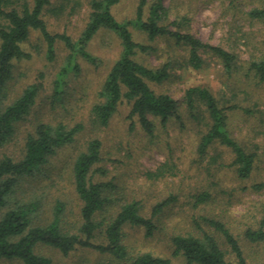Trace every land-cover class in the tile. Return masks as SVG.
Masks as SVG:
<instances>
[{"label": "rangeland", "instance_id": "374dc122", "mask_svg": "<svg viewBox=\"0 0 264 264\" xmlns=\"http://www.w3.org/2000/svg\"><path fill=\"white\" fill-rule=\"evenodd\" d=\"M90 0H52L44 19L53 34L67 33L79 38L89 16ZM160 1L169 11L165 23L173 29L190 32L206 43L219 45L238 56V67L227 72L220 60L203 51L205 64L195 68L189 63L190 48L168 35L150 39L134 22L129 25L137 42L149 45L136 59L150 67L169 63V76L160 83L150 82L157 93H166L180 103L178 114L165 123L155 117L153 135L147 133L137 118H130L131 105L124 100L108 125L95 121L92 108L98 102V92L106 76L120 56L122 43L112 30L102 27L86 49L100 59L94 64L78 55V70L69 72L62 92L55 93V80L67 62L69 49L57 39L55 57L48 58L47 42L39 31H32L24 47L31 57L15 61L13 78L8 83L9 100H14L26 86L41 85L36 103L28 117L18 122L14 140L6 148L12 156L21 155L25 140L39 122L67 127L82 125L73 142L65 144L51 155L46 164L32 175L24 176L11 197L15 201L38 198L41 207L36 221L48 223L53 218L57 202L64 203L62 226L65 231L78 233L82 223L80 199L73 180V162L90 140L102 142L101 161L92 171L94 181L111 182L113 204L97 214L113 217L121 206L139 200L142 211L149 216L156 203L168 197L174 201L155 218L157 229L146 236L145 229L126 224L123 241L129 250L152 252L169 257L172 264H187L182 255H174L171 237L178 233H198L194 220L206 215L223 220L238 238L250 264H264V243H252L245 238L247 228L264 226V188L255 183L264 181V81L248 70L249 61L264 58V20L252 17L254 8H264V0H147L150 6ZM141 0H120L113 13L120 21H132ZM208 87L221 105L237 104L248 108L229 111L228 128L232 136L258 156L252 174L238 176L233 166L232 152L213 145L206 155L198 152L206 125L197 123L187 110L184 99L190 87ZM220 154L218 162L213 156ZM208 192V202L198 203L197 196ZM222 247L228 246L219 237ZM103 238L98 235L96 242ZM38 251L50 256L52 264H120L108 253L92 247L78 246L69 255L42 245ZM228 252V257L233 259ZM0 264H23L18 259L0 257Z\"/></svg>", "mask_w": 264, "mask_h": 264}, {"label": "trees", "instance_id": "16d2710c", "mask_svg": "<svg viewBox=\"0 0 264 264\" xmlns=\"http://www.w3.org/2000/svg\"><path fill=\"white\" fill-rule=\"evenodd\" d=\"M119 1L90 0L85 28L79 38L73 39L67 33L53 34L50 31L44 12L51 6L52 0H0V257L18 259L23 264H52L50 256L38 251L39 246H51L65 256L83 246L108 253L120 264H172L171 258L149 251L133 254L123 241V227L126 224L143 227L146 236L154 235L158 228L155 218L174 201V197L156 203L149 216L143 213L139 200H132L124 203L113 217L97 219V214L114 202L109 193L113 184L92 179V171L97 169L95 166L102 159V142L98 138L90 140L73 162L75 189L82 200V223L78 233L63 229L64 203L61 201L54 207L52 220L45 224L36 221L41 207L38 198L15 201L14 205H10L20 180L37 173L57 149L73 142L82 129L80 124L67 127L62 123L39 122L27 135L20 156L6 152L15 138L18 122L31 113L41 89L39 83L29 84L14 100H9L8 83L13 78L15 61L31 57L24 43L32 31H39L47 42L50 60L55 57L57 39L64 41L69 49L67 62L55 80L56 94L62 92L69 72L78 70L75 62L78 55L97 65L101 62L86 49L97 31L102 27L114 31L121 39L122 51L98 92V102L92 108L95 121L102 126L108 125L120 103L126 100L131 105L129 117L137 118L150 135L154 133V118L161 117L165 123L178 114L180 103L169 94L157 93L150 86V82L160 83L169 76V63L154 68L136 59L138 53L148 51L150 46L134 39L129 28L131 22L147 33L150 39L168 35L177 43L188 46L189 63L195 68L204 66L206 61L202 52L209 51L220 60L227 72L237 69L238 56L235 53L206 43L190 32L170 28L165 23L169 11L160 1L153 3L148 15H145L147 0H141L132 21H120L114 15L113 7ZM249 14L264 20V8L251 9ZM248 70L264 81V58L249 61ZM184 104L197 123L206 125L197 146L198 152L206 155L213 145H221L233 154L231 163L224 166H233L241 178L249 177L255 168L258 153L247 149L232 136L228 119L231 110L242 109L246 113H251V110L237 104L221 105L210 88L201 86L190 87L186 91ZM220 157L216 154L212 159L218 162ZM253 188L263 189L264 181L255 183ZM210 198L208 192H203L197 196V201L205 203ZM194 224L198 233H178L171 237L174 255H182L187 264H250L238 238L223 220L201 215L194 220ZM98 235L103 238L101 242L95 241ZM244 235L252 243H264V226L249 227ZM219 237L229 251L222 247ZM228 252L233 254V259L228 257Z\"/></svg>", "mask_w": 264, "mask_h": 264}]
</instances>
